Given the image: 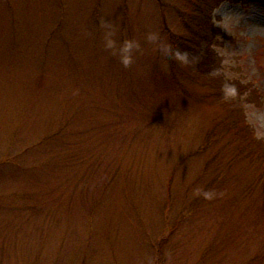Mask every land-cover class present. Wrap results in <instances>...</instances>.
<instances>
[{
    "label": "rangeland",
    "instance_id": "rangeland-1",
    "mask_svg": "<svg viewBox=\"0 0 264 264\" xmlns=\"http://www.w3.org/2000/svg\"><path fill=\"white\" fill-rule=\"evenodd\" d=\"M167 4L0 0V264H264V162L228 129L221 79L170 50ZM215 16L264 140V5Z\"/></svg>",
    "mask_w": 264,
    "mask_h": 264
},
{
    "label": "trees",
    "instance_id": "trees-1",
    "mask_svg": "<svg viewBox=\"0 0 264 264\" xmlns=\"http://www.w3.org/2000/svg\"><path fill=\"white\" fill-rule=\"evenodd\" d=\"M249 4L259 2L264 5V0H182L183 7L167 4V8L175 11L179 17L184 31L182 33L168 26L164 22V35L170 50L186 52L189 63L186 65L195 71H204L212 79L220 78L217 97L230 105L228 129L236 132L244 143L242 153L260 159L264 162V140L255 135L254 128L248 123L244 106L246 103L259 101L260 92L253 84H247L239 78L230 79L222 74L224 59L218 54L217 47L223 44L221 29L216 24L215 10L223 2ZM164 8V7H163ZM223 80V81H222ZM235 87V92L230 91Z\"/></svg>",
    "mask_w": 264,
    "mask_h": 264
},
{
    "label": "clouds",
    "instance_id": "clouds-1",
    "mask_svg": "<svg viewBox=\"0 0 264 264\" xmlns=\"http://www.w3.org/2000/svg\"><path fill=\"white\" fill-rule=\"evenodd\" d=\"M149 39L155 40V37H150ZM116 44H117V41L113 38L112 31H109L106 34V46L108 48L115 49ZM139 47H140L139 41H135V40H131V39L125 41L123 47L120 49V52L122 53L121 60L125 66H128L132 63V61H133V55H132L133 49L139 48ZM175 57H176V59H178L179 61H181L185 64L190 62L189 56L186 52H180L179 50H177L175 52ZM230 91L232 93H234L235 87L232 86Z\"/></svg>",
    "mask_w": 264,
    "mask_h": 264
}]
</instances>
